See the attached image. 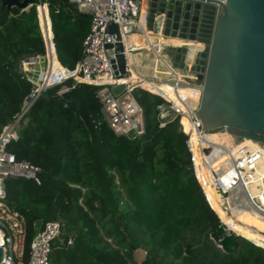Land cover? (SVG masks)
I'll use <instances>...</instances> for the list:
<instances>
[{
	"label": "trees",
	"instance_id": "trees-1",
	"mask_svg": "<svg viewBox=\"0 0 264 264\" xmlns=\"http://www.w3.org/2000/svg\"><path fill=\"white\" fill-rule=\"evenodd\" d=\"M31 1L22 9L0 0V130L34 85L20 60L45 53L40 1L48 3L61 63L75 68L84 56L90 14L71 0ZM64 84L75 90L88 125L61 96ZM143 84L154 91L132 89L145 123L133 137L115 133L104 119L98 86L73 77L48 87L29 107L8 148L40 165L41 181L6 180L7 202L27 219L26 260L37 231L59 220L66 241L53 243L50 264H264V233L233 230L222 220L215 189L202 178L206 194L198 178L180 116L161 117L168 100L155 91L170 95ZM196 146L194 140L195 152ZM138 248L146 251L140 262Z\"/></svg>",
	"mask_w": 264,
	"mask_h": 264
},
{
	"label": "built area",
	"instance_id": "built-area-1",
	"mask_svg": "<svg viewBox=\"0 0 264 264\" xmlns=\"http://www.w3.org/2000/svg\"><path fill=\"white\" fill-rule=\"evenodd\" d=\"M71 1L80 11L87 12L91 16L90 29L83 41L84 56L75 68H68L61 63L56 51L48 3L40 1L38 20L45 53L30 55L20 60L22 70L34 85L25 98L21 110L15 115V119L0 130V246L4 249L0 264H50L49 256L53 243L66 241L61 221H48L34 235L29 257L26 260L27 219L21 211L7 202L6 180L11 176H22L33 178L37 182L41 181V166L28 160L18 159L8 147L19 137V123L34 100L48 87L64 83L68 77H73L78 82L97 85L96 93L102 103L101 111L104 119L115 133L128 137L142 133L145 127L143 109L134 97L132 89L136 85L149 88L142 83L144 79L163 86L170 97L155 92L168 100L166 106L172 111V117L180 116L183 127L189 135L188 143L193 153L196 173L203 187L204 181L210 183L223 199V206L229 210V195L232 190H239L250 207L264 214V143L230 133L228 140L213 138L212 133L203 129V122L196 114L202 93L196 76L185 69L174 67L166 57H162L163 46L189 44L183 39L162 37L165 13L156 14L154 35L159 37L156 57L165 64V70L170 75L169 79L157 75L153 77L140 75L132 66L131 55L139 45L131 42L130 35L135 31H141L149 38L152 34L148 30V18L144 20L141 16L144 0ZM31 5H33L32 1L22 9H28ZM111 22L119 24L125 42L128 58L125 74L117 75L113 68L112 57L116 56V52L114 46L108 47V44H115L118 38L116 33L109 30ZM43 58L45 67L39 69L30 66L41 62ZM55 61L58 64H54ZM117 83L126 84L125 90L120 94L112 91V86ZM69 88L72 87L64 84L60 91ZM164 116L165 112L162 111L161 117ZM193 138L197 144V152L193 149ZM198 166L202 177L199 175ZM202 178L205 180L203 181ZM67 243H73V238L67 239Z\"/></svg>",
	"mask_w": 264,
	"mask_h": 264
},
{
	"label": "water",
	"instance_id": "water-1",
	"mask_svg": "<svg viewBox=\"0 0 264 264\" xmlns=\"http://www.w3.org/2000/svg\"><path fill=\"white\" fill-rule=\"evenodd\" d=\"M30 2L3 0V5L25 8ZM158 12L165 13L163 38L189 42L163 46L162 57L196 76L202 89L196 114L203 129L264 143V0H144L141 16L148 18L152 34ZM109 30L118 38L108 44L116 52L113 68L117 75L125 74L128 58L119 24L111 22ZM125 88V83H117L112 91L120 94ZM60 94L88 125L75 90ZM3 255L0 246V262Z\"/></svg>",
	"mask_w": 264,
	"mask_h": 264
},
{
	"label": "bare ground",
	"instance_id": "bare-ground-1",
	"mask_svg": "<svg viewBox=\"0 0 264 264\" xmlns=\"http://www.w3.org/2000/svg\"><path fill=\"white\" fill-rule=\"evenodd\" d=\"M162 39L163 38H161V40ZM145 82H149L152 85L157 86L168 94L166 89L158 83L149 79H144L142 81V83ZM229 136L230 135L225 132H214L211 134V137L213 138H222L227 140L229 139ZM231 193V198H228L230 206L229 210L223 206V199L221 198V196L216 192V190L214 191L217 204L221 208L223 213L222 219L232 229L239 228L242 230H253L256 232L264 233V214L250 207V205L238 190H232Z\"/></svg>",
	"mask_w": 264,
	"mask_h": 264
},
{
	"label": "crops",
	"instance_id": "crops-1",
	"mask_svg": "<svg viewBox=\"0 0 264 264\" xmlns=\"http://www.w3.org/2000/svg\"><path fill=\"white\" fill-rule=\"evenodd\" d=\"M130 38L133 44L139 45L131 55L134 71L146 77L157 75L163 79H169L170 75L163 74V71L159 68L156 61V48L153 45L159 42V37L151 34L147 38L141 31H135L130 35Z\"/></svg>",
	"mask_w": 264,
	"mask_h": 264
},
{
	"label": "rangeland",
	"instance_id": "rangeland-1",
	"mask_svg": "<svg viewBox=\"0 0 264 264\" xmlns=\"http://www.w3.org/2000/svg\"><path fill=\"white\" fill-rule=\"evenodd\" d=\"M157 60V65L159 66V68L163 71V74H168L167 72H166V70H165V64L159 59V58H156ZM31 67L33 66V67H36V68H41V67H45V60H44V58L41 60V62H38V63H36V64H34V65H30ZM165 70V71H164ZM164 110V112H165V116L163 117V118H169V117H171L172 115H173V113H172V111L171 110H169L168 109V107L166 106V107H164L163 108ZM239 191V190H238ZM243 196V195H242ZM230 198H231V196H229ZM238 233V232H237ZM145 254H146V251L143 249V248H138L136 251H135V258H136V260L138 261V262H140L143 258H144V256H145Z\"/></svg>",
	"mask_w": 264,
	"mask_h": 264
}]
</instances>
